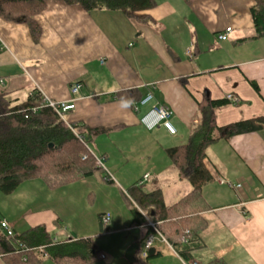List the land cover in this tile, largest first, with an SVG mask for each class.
Masks as SVG:
<instances>
[{
    "label": "crops",
    "instance_id": "crops-1",
    "mask_svg": "<svg viewBox=\"0 0 264 264\" xmlns=\"http://www.w3.org/2000/svg\"><path fill=\"white\" fill-rule=\"evenodd\" d=\"M253 2L194 0L187 6L182 0H157L149 11L151 19L137 23L119 10L88 12L64 0H45L36 16L38 41L26 24L0 17L5 45L0 49V92L14 104L26 100L33 89L55 101L74 102L66 119L85 135L89 128H103L91 134L96 150L88 147L103 159L105 169L109 160L117 171L116 177L110 172L114 182L95 174L56 188L39 178L22 182L20 188L28 184L44 196L41 200L25 194L22 204L30 210L21 216L20 231L44 224L57 241L91 237L98 256L90 264H183L184 259L158 239L150 257L140 259L136 250L133 261L126 258L128 247L139 244L145 230L134 220L126 189L149 173L146 185L161 182L167 206L190 191L188 182H177L165 149L187 139L204 94L220 99L231 93L239 100L214 110L218 125L264 115V37L241 40L252 34ZM228 26L227 39L219 40L217 34ZM188 49L193 50L191 58ZM76 82L81 87L72 92ZM130 89L141 98L150 93L152 99L137 111L121 108L119 94ZM159 104L171 109L175 134L162 125L146 129L140 123V117ZM128 164L140 169L131 174L124 171ZM205 164L214 179L202 193L212 208L203 213L204 246L185 261L264 264V129L210 145ZM67 187L77 195L58 194ZM77 206L93 211L84 217L75 212ZM104 212L111 215L105 226L100 221ZM0 219L17 231L5 216ZM0 264H7L2 256ZM42 264L57 263L45 258Z\"/></svg>",
    "mask_w": 264,
    "mask_h": 264
},
{
    "label": "trees",
    "instance_id": "trees-1",
    "mask_svg": "<svg viewBox=\"0 0 264 264\" xmlns=\"http://www.w3.org/2000/svg\"><path fill=\"white\" fill-rule=\"evenodd\" d=\"M64 1L80 5L88 12L119 10L137 23L150 20L149 11L157 5V0ZM182 1L188 6L194 0ZM44 8L45 0H0V17L26 24L32 39L38 41L41 27L36 16ZM250 15L252 34L241 40L264 37V0H254ZM189 50L193 56V50ZM250 84L258 90L255 82L250 81ZM119 96H130L136 103L142 99L135 89L124 90ZM230 103L238 102L226 97L212 99L204 94L198 103L196 124L190 128L187 139L165 149L176 171L177 182L184 181L190 185L185 196L167 206L161 182L148 185L146 181L137 182L126 189L134 220L145 226L138 250L150 235L154 237L153 243L157 239L168 243L184 260L204 246L201 232L206 228L207 220L203 213L212 207L203 196L202 188L214 179L205 164L208 147L219 140L264 129V115L218 125L214 110ZM130 108H134V104ZM67 121L74 129L77 127L74 121ZM101 130L103 128H89L88 135L77 132L79 138L51 107L42 102V95L36 89L17 104L0 92V192L9 194L32 178L41 179L49 188L60 187L91 174L114 182L105 169L96 165L86 147L91 134ZM101 215L102 225L109 224L110 221H102ZM148 219L157 223L155 228L148 225ZM0 256L7 264H42L45 258L57 264H90L97 258L98 249L91 237L71 236L57 241L44 224H37L19 232L13 230L12 236L4 235L0 229ZM150 256L148 252L147 257Z\"/></svg>",
    "mask_w": 264,
    "mask_h": 264
},
{
    "label": "built area",
    "instance_id": "built-area-1",
    "mask_svg": "<svg viewBox=\"0 0 264 264\" xmlns=\"http://www.w3.org/2000/svg\"><path fill=\"white\" fill-rule=\"evenodd\" d=\"M231 31V27H225L224 30L220 33L217 34V38L219 40H226L228 37V33ZM4 43L2 42V40L0 39V49L4 48ZM186 54L188 55V57H191L192 53L191 51L188 49L186 51ZM81 84L80 83H74L71 85V91L72 92H76L80 89ZM40 92V91H39ZM42 95V102L45 103L46 105H48L49 107H51L57 114L58 116L64 120V122L68 125V127L73 130V132L75 133L76 136H78L80 138V136L77 134L76 130L71 126V124L67 121V119L65 118V113H67L68 111L74 109L75 107V103L74 102H67V101H55L52 100L50 98H48L46 95H44L42 92H40ZM225 97L229 100H231L232 102L236 103L239 102V100L232 95L231 93H228L225 95ZM152 99V95L149 93L148 95H146L144 98H142L138 103H135L134 105V109L137 111L138 110V105H144L146 103H148L150 100ZM172 115V111L171 109L166 106V105H154L152 106L149 110H147L141 117H140V123L146 128V129H152L156 126L162 125L170 134H174L176 132L175 127L172 125L170 118ZM89 153L91 155H93L94 159H95V163L98 167H101L103 169H105L104 166V161L101 157L95 155L92 150L88 147V145H86ZM85 158V156L83 157ZM105 171L107 172V170L105 169ZM108 173V172H107ZM110 178L113 179L112 175L109 173ZM150 179V174L146 173L143 175L142 180L139 181V183H143L145 181H148ZM223 182V181H222ZM228 185L230 187H234L236 189H240L242 187L241 183H230L227 182ZM102 221L104 223H108L110 221V214L108 212H105L101 215ZM148 225L152 226L153 228L156 227L157 223L151 220H147ZM0 229L2 230V232L4 233V235L6 236H12L13 235V229L11 228V226L8 224L7 221L5 220H1L0 221ZM163 241H165L164 238H161ZM153 240L154 237L153 235L148 236L145 241L142 243L140 249H139V258L141 259H145L147 258L149 249L152 247L153 244ZM166 242V241H165ZM168 244V243H167ZM169 245V244H168ZM170 246V245H169ZM171 247V246H170ZM103 257V255H101ZM183 264H197L196 261L194 260H190V261H182Z\"/></svg>",
    "mask_w": 264,
    "mask_h": 264
},
{
    "label": "rangeland",
    "instance_id": "rangeland-1",
    "mask_svg": "<svg viewBox=\"0 0 264 264\" xmlns=\"http://www.w3.org/2000/svg\"><path fill=\"white\" fill-rule=\"evenodd\" d=\"M65 118H67L66 113H65ZM75 130H77L79 132L78 128H76ZM88 146L91 148H94V150H96L92 139L88 140ZM106 166H107V169H106L107 172L108 173L111 172L116 177L117 171H114L112 169V167L110 166L109 160H106ZM123 166H124V164L122 166H120V168H122ZM131 166H134V165L128 164L127 168H124V171H127V172L133 174L134 172H137L140 169V168L138 169V167H136V169L134 170V168H132ZM23 183H25V182H23ZM23 185L24 186L20 188V184H19L17 186V188L9 194H2V192H0V196H1L0 197V208H1L0 217L5 216L8 220H10L15 226H17L16 227L17 231H20V222L22 220L21 219L22 214L24 212L30 210L29 209L30 207H26L22 204L23 197H26V195L32 194L35 197H38L39 199L43 200V196H44V194L41 193L38 188L30 187L28 184H23ZM24 188L26 190L22 191V189H24ZM61 193H62V195L65 193L66 196H68L70 194L77 195V194H75V190H73V188H71V187H67L64 191L59 192L58 194H61ZM99 193L101 196L102 191L100 190ZM78 194H80V192H78ZM91 195L93 197V194H91ZM43 202H45V201H43ZM55 205L56 204H54V206ZM92 211H93L92 209H89V211H85L80 206H77V209L75 212L78 214H82L84 217H86V216L89 217L91 215ZM139 252L140 251L138 250V254H139Z\"/></svg>",
    "mask_w": 264,
    "mask_h": 264
},
{
    "label": "water",
    "instance_id": "water-1",
    "mask_svg": "<svg viewBox=\"0 0 264 264\" xmlns=\"http://www.w3.org/2000/svg\"><path fill=\"white\" fill-rule=\"evenodd\" d=\"M138 248H139L138 243H133L132 245H130L128 247V249L126 250V253H125L126 258L130 261H133L134 260V254H135L136 250H138ZM153 252H154V248L151 247L149 249V255H151Z\"/></svg>",
    "mask_w": 264,
    "mask_h": 264
},
{
    "label": "clouds",
    "instance_id": "clouds-1",
    "mask_svg": "<svg viewBox=\"0 0 264 264\" xmlns=\"http://www.w3.org/2000/svg\"><path fill=\"white\" fill-rule=\"evenodd\" d=\"M120 104L121 108L128 109L134 104V98L132 97H121L120 100L118 101Z\"/></svg>",
    "mask_w": 264,
    "mask_h": 264
},
{
    "label": "bare ground",
    "instance_id": "bare-ground-1",
    "mask_svg": "<svg viewBox=\"0 0 264 264\" xmlns=\"http://www.w3.org/2000/svg\"><path fill=\"white\" fill-rule=\"evenodd\" d=\"M158 228V227H157Z\"/></svg>",
    "mask_w": 264,
    "mask_h": 264
}]
</instances>
